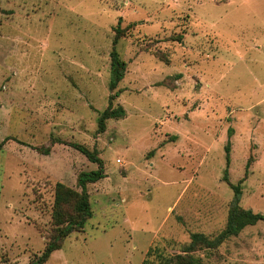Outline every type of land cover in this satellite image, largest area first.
Segmentation results:
<instances>
[{
	"label": "rangeland",
	"instance_id": "rangeland-1",
	"mask_svg": "<svg viewBox=\"0 0 264 264\" xmlns=\"http://www.w3.org/2000/svg\"><path fill=\"white\" fill-rule=\"evenodd\" d=\"M0 6V264L42 255L56 184L80 189V173L99 168L72 143L97 150L107 176L88 184L85 229L44 264H161L192 233L225 228L231 184H241L244 208L264 213V0ZM119 23L128 66L111 90ZM113 93L127 114L99 132ZM51 138L61 141L49 155L36 149ZM195 255L264 264V221Z\"/></svg>",
	"mask_w": 264,
	"mask_h": 264
},
{
	"label": "trees",
	"instance_id": "trees-1",
	"mask_svg": "<svg viewBox=\"0 0 264 264\" xmlns=\"http://www.w3.org/2000/svg\"><path fill=\"white\" fill-rule=\"evenodd\" d=\"M1 11V6H0ZM122 19V18H121ZM116 35L114 39V48L111 52L113 78L110 83V89L115 90L119 82L125 77L128 63L120 57L116 48L119 39L125 35L126 28H122L120 23L115 27ZM182 39V37L177 38ZM117 94L113 93L109 97V105L101 113L98 124L99 132L107 129V120L112 118H122L127 114L126 109L122 105H114ZM51 138L50 145L40 146L36 149L44 155H49L52 145L61 140ZM6 141L0 142V153L3 150ZM64 142V141H62ZM72 146L79 149L87 155V157L99 164V168L92 171H83L78 177V185L80 189L73 188L63 182H58L55 187V200L52 212V222L54 229L49 235L46 249L42 255L32 260V264H44L51 254L62 248L65 239L76 231H83L87 221L93 217L92 202L90 193L88 192V184L95 183L107 176L105 172L104 161L98 155L97 150H90L86 146L79 143H72ZM231 145L229 142L227 149V163L231 161ZM225 179L229 180V171L226 170ZM235 191V198L231 204L228 213V220L225 228L215 237H209L202 232H194L191 234V242L185 246L181 253L166 256L160 253L161 264H204L203 258L195 255L199 249H214L219 247L224 241L232 236L239 235L241 231L248 225L257 224L264 221V213L255 212L252 209L244 208L241 204L242 186L241 184H231Z\"/></svg>",
	"mask_w": 264,
	"mask_h": 264
}]
</instances>
